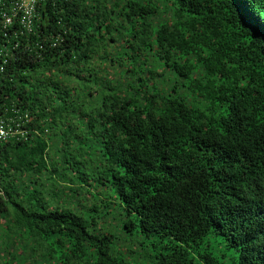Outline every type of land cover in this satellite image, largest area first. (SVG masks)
Wrapping results in <instances>:
<instances>
[{
    "label": "trees",
    "instance_id": "obj_1",
    "mask_svg": "<svg viewBox=\"0 0 264 264\" xmlns=\"http://www.w3.org/2000/svg\"><path fill=\"white\" fill-rule=\"evenodd\" d=\"M34 35L0 103L49 133L0 144V264H129L113 209L152 264H264V0H45Z\"/></svg>",
    "mask_w": 264,
    "mask_h": 264
},
{
    "label": "built area",
    "instance_id": "obj_2",
    "mask_svg": "<svg viewBox=\"0 0 264 264\" xmlns=\"http://www.w3.org/2000/svg\"><path fill=\"white\" fill-rule=\"evenodd\" d=\"M45 0H0V93L5 68L23 55L43 46L35 38L40 4ZM58 40L49 42L55 46ZM38 124V122H36ZM35 114L14 105L0 103V144L8 141L26 142L48 135L44 126L37 127ZM43 131V132H41Z\"/></svg>",
    "mask_w": 264,
    "mask_h": 264
},
{
    "label": "rangeland",
    "instance_id": "obj_3",
    "mask_svg": "<svg viewBox=\"0 0 264 264\" xmlns=\"http://www.w3.org/2000/svg\"><path fill=\"white\" fill-rule=\"evenodd\" d=\"M179 94L187 99L191 98L189 91H186L184 87L180 88ZM120 211L113 209L110 214L98 222L99 228L113 236L112 243H110L111 256H121L129 264H152L151 246L142 239V234L134 230L131 233L122 230ZM131 251L133 253H129Z\"/></svg>",
    "mask_w": 264,
    "mask_h": 264
}]
</instances>
